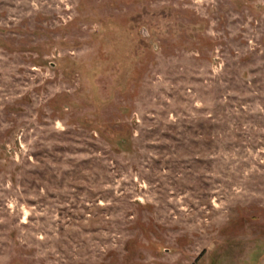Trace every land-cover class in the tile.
<instances>
[{
    "label": "rangeland",
    "instance_id": "obj_1",
    "mask_svg": "<svg viewBox=\"0 0 264 264\" xmlns=\"http://www.w3.org/2000/svg\"><path fill=\"white\" fill-rule=\"evenodd\" d=\"M0 264H264V0H0Z\"/></svg>",
    "mask_w": 264,
    "mask_h": 264
}]
</instances>
